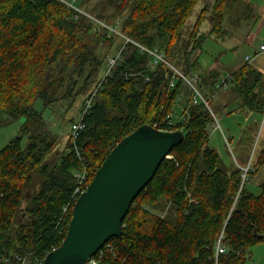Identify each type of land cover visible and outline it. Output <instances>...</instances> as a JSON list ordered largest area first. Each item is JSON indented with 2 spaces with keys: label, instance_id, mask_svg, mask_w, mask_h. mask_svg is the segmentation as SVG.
Returning a JSON list of instances; mask_svg holds the SVG:
<instances>
[{
  "label": "trees",
  "instance_id": "1",
  "mask_svg": "<svg viewBox=\"0 0 264 264\" xmlns=\"http://www.w3.org/2000/svg\"><path fill=\"white\" fill-rule=\"evenodd\" d=\"M202 1L78 4L100 20L119 21L127 35L164 52L190 74L199 70V55L193 54L206 38L226 37V17L236 11H245L248 19L255 15L244 0H208L186 36ZM204 22L211 25L208 33H201ZM121 44L119 36L98 29L84 13L77 16L62 0H0V111L12 121L25 117L20 134L0 148V264H20L17 255L28 259L27 264H39L38 259L59 247L72 218L77 172L87 168L90 183L115 145L143 124L183 129L185 137L131 204L121 236L111 237L98 252L97 257L103 253L99 264H246L251 247L264 242V179L255 193L246 185L241 164L231 171L221 166L219 152L209 146V107L193 101L192 88L182 77L171 87L175 71L163 62L155 64L138 45H126L103 81L109 52ZM251 72L248 64L234 71L237 86ZM209 76L200 73L203 91L215 86ZM100 84L78 138L74 143L69 138L49 162L56 141L43 131L44 110L67 95H87L86 100ZM184 91V120L169 126L168 117L175 115ZM253 166L250 175L264 166V149ZM37 170L43 176L41 187L30 199L26 216L17 221ZM161 200L167 205L162 209L169 208L167 215L158 211ZM220 238L224 253H217Z\"/></svg>",
  "mask_w": 264,
  "mask_h": 264
},
{
  "label": "rangeland",
  "instance_id": "2",
  "mask_svg": "<svg viewBox=\"0 0 264 264\" xmlns=\"http://www.w3.org/2000/svg\"><path fill=\"white\" fill-rule=\"evenodd\" d=\"M207 1L203 0L202 4L200 3L196 7L193 16L189 20L186 36H188L191 27L200 13V6L202 7ZM244 1L245 4L250 3L252 5L253 13H262L261 9L264 7V0ZM93 2H96V0H92ZM245 15V11H236L230 14L229 17H226L225 22V28L227 29L226 37L209 36L204 41L202 49H197L194 52L193 57L199 55L200 71L202 73L212 62L213 64L217 63L220 70L224 69L223 74L229 72L227 70H235L236 66L241 64L247 54H254L255 47H252V44L248 40L253 36L255 37L254 40L264 39V20L256 18L251 21L252 18L246 19ZM210 29V23L204 22L201 26V33H208ZM115 48L109 52V55L114 52ZM259 56L260 62L263 63L261 66H264V53L256 57ZM253 64L254 67H252L253 70H251L249 80L243 84L238 83L237 88L229 85L227 89L218 90L215 86L211 85L212 89L210 91H202L210 99L211 109H209L213 115V121L208 126L210 133L209 146L219 152L222 167H226L229 171L236 165L241 164L242 167H245L242 170L247 187L255 193H260V184L264 179V166L256 174L250 175L248 173V171H252L253 164L264 149V70L261 71V69L257 68L255 62ZM244 88L245 95L242 94V89ZM185 93V96L182 94L177 100L176 109L180 116L174 115L175 124L173 125L178 124L183 117L180 105L181 102L184 103L187 100L188 92L186 91ZM86 96L67 95L52 104L50 108L44 110L45 124L43 131L46 130L49 138L56 141L51 152L47 155L49 162H53L66 147L72 135L71 124L79 119ZM35 107L37 109L41 107V100L36 102ZM71 118H74V120L71 121ZM24 121V116L12 121V117L7 112L0 111V148L20 134ZM27 141L25 137L24 144ZM245 173L249 176H245ZM87 176H89L88 170ZM34 177V183L26 187V197L20 207L17 221L26 216L30 199L41 187L40 182L43 179L41 171L37 170L34 173ZM166 206V201L161 200L160 206L157 207L160 209L158 211L167 215L169 208L162 209ZM249 257L250 259L246 264H264V242L251 247ZM25 263H28V259H25Z\"/></svg>",
  "mask_w": 264,
  "mask_h": 264
},
{
  "label": "water",
  "instance_id": "3",
  "mask_svg": "<svg viewBox=\"0 0 264 264\" xmlns=\"http://www.w3.org/2000/svg\"><path fill=\"white\" fill-rule=\"evenodd\" d=\"M184 137L183 129L143 124L121 139L78 197L66 237L44 264H86L111 237L121 236L131 204Z\"/></svg>",
  "mask_w": 264,
  "mask_h": 264
},
{
  "label": "built area",
  "instance_id": "4",
  "mask_svg": "<svg viewBox=\"0 0 264 264\" xmlns=\"http://www.w3.org/2000/svg\"><path fill=\"white\" fill-rule=\"evenodd\" d=\"M65 3L69 4L71 7H73L74 9L77 10V16L80 13H84L87 16H89L90 19H92L95 23H97L98 29H101L102 27L108 29L109 33H112L114 35H117L121 38L122 40V44L117 47V49L114 50L113 53H111L108 56L107 59V70L106 73L103 77V81L105 80V78L110 75L112 73V70L115 68V66L117 65V63L121 60L122 58V52L124 50V48L126 47V45L129 42H132L136 45H138L141 48V51H145L147 52L149 55L152 56L153 58V62L155 64L158 63H165L168 66H170L174 71H175V75L174 78L171 81V87H173L175 85L176 82V77L180 76L182 77L188 84L189 86L192 88L193 91V101L198 102V101H202L204 102L210 109V99H208L201 87L199 86L198 82L200 79V73L198 72H193L190 74H186L184 73L181 69H179L175 64H173L166 56V54L160 50H158L157 48L153 49V48H149L148 46L134 40L132 37H130L129 35H127L125 32L122 31L121 29V24L119 21L115 22V23H108L106 21L100 20L98 18H96L95 16L91 15L90 13H88L87 11H85L79 4H78V0H62ZM264 53V39L263 41L258 45V47L255 49V52L253 55L249 54L246 56V60L249 62H251L257 55ZM235 80V75L233 72L229 71L224 73L223 75H221V77L218 79V81L215 84V87L218 90H223V89H227L229 87V85H231V83H233ZM101 86V84L97 87V89H95L94 92H92V94L89 95V97L86 99L85 103L83 104L82 110H81V114L78 120L72 122L71 124V143H74L76 141V139L78 138L80 132L82 131V129L85 127V123L83 121L84 119V115L89 111V109L92 107L93 105V100L94 97L96 95V92L98 90V88ZM169 119V126L175 124L174 121V115H171L168 117ZM181 120H184V117L181 118ZM155 127H157L156 125H154ZM162 129V128H159ZM163 130H169V129H163ZM170 156V155H169ZM245 168V167H244ZM248 171V170H247ZM247 174L245 173V176ZM77 176H78V183L75 187V190L73 192V202L71 203V206L74 207L78 197L84 192L86 191L89 183H88V176H87V169H83L81 171L77 172ZM69 205L65 207V212H68L69 209ZM57 247H54L53 250H55ZM101 249H99L97 251V253L95 255H93L92 257L89 258L88 262L86 264H99L100 263V259H102V254L100 257H97L96 255L98 254V252ZM226 252V246L223 244L221 238L219 239V243L217 244V253H224ZM47 254L44 257H41L40 259H38L39 264H44V261L46 259ZM18 258L21 260L20 264H26L25 263V258H22L21 256H18Z\"/></svg>",
  "mask_w": 264,
  "mask_h": 264
},
{
  "label": "crops",
  "instance_id": "5",
  "mask_svg": "<svg viewBox=\"0 0 264 264\" xmlns=\"http://www.w3.org/2000/svg\"><path fill=\"white\" fill-rule=\"evenodd\" d=\"M259 8H261V7H259ZM261 11H262V13L261 12H259V14H257V13H255V15H254V17L252 16L251 18V21L252 20H254V19H256V18H258V19H263L264 20V7L261 9ZM246 19H247V17H246ZM250 21V22H251ZM264 26V25H263ZM262 29V28H261ZM255 39V37L253 36V37H250L249 38V42L252 44V47H255V49L257 48V45L260 43V42H262L263 40H254ZM247 55H249V54H247ZM246 55V56H247ZM246 56H245V58H244V60L241 62V64L240 65H238V66H236V68H235V70H227V71H231V72H234V71H237V70H239V69H241L244 65H246V64H248L249 65V67H250V70H253V68L252 67H254V62H255V65H256V67L257 68H259V69H261V71H263L264 70V66H261L263 63H261L260 62V56L259 57H256V58H254L251 62H249L248 63V61L246 60ZM219 66L217 65V63L216 64H213V62L212 63H210L209 64V66H208V68L207 69H204L203 70V74L205 75V76H209V74L210 73H212L213 74V79L211 78V76H209L208 78H210V79H212L213 80V82L214 81H218V78H220L221 77V75H223V71H224V69H219L218 68ZM197 72H201L202 73V71H200V66H199V70H197ZM235 81H237V80H235ZM216 82H215V84H216ZM231 86L233 87H235V88H237L238 86H237V84L234 82V83H231ZM233 87V88H234ZM239 97V96H238ZM179 114H178V112L176 111V113H175V116H178ZM180 116V115H179Z\"/></svg>",
  "mask_w": 264,
  "mask_h": 264
},
{
  "label": "bare ground",
  "instance_id": "6",
  "mask_svg": "<svg viewBox=\"0 0 264 264\" xmlns=\"http://www.w3.org/2000/svg\"><path fill=\"white\" fill-rule=\"evenodd\" d=\"M79 179V178H78Z\"/></svg>",
  "mask_w": 264,
  "mask_h": 264
}]
</instances>
